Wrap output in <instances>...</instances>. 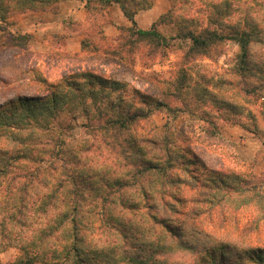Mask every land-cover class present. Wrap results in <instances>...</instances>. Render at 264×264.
<instances>
[{
    "label": "clouds",
    "instance_id": "1",
    "mask_svg": "<svg viewBox=\"0 0 264 264\" xmlns=\"http://www.w3.org/2000/svg\"><path fill=\"white\" fill-rule=\"evenodd\" d=\"M0 264H264V0H0Z\"/></svg>",
    "mask_w": 264,
    "mask_h": 264
}]
</instances>
